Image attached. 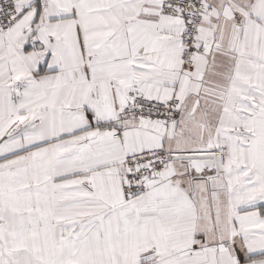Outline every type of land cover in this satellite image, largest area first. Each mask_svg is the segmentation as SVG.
Instances as JSON below:
<instances>
[{"label":"snow or ice","instance_id":"1","mask_svg":"<svg viewBox=\"0 0 264 264\" xmlns=\"http://www.w3.org/2000/svg\"><path fill=\"white\" fill-rule=\"evenodd\" d=\"M0 264H264V0H0Z\"/></svg>","mask_w":264,"mask_h":264}]
</instances>
